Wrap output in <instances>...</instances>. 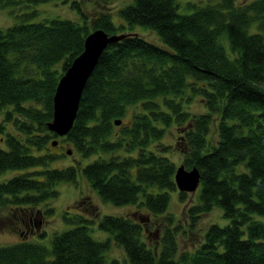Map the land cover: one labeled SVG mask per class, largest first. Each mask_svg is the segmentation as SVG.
Returning a JSON list of instances; mask_svg holds the SVG:
<instances>
[{
    "label": "trees",
    "instance_id": "1",
    "mask_svg": "<svg viewBox=\"0 0 264 264\" xmlns=\"http://www.w3.org/2000/svg\"><path fill=\"white\" fill-rule=\"evenodd\" d=\"M48 1L0 0V8ZM133 1L118 11L117 23L107 11L82 23L32 21L30 11L0 27V173L23 170L0 183V208L17 231L22 208L56 198L55 185L78 183L81 172L101 201L165 215L159 240L149 241L143 222L115 214L97 221L109 235L96 239L94 219L65 211L62 221L71 226L53 234L49 246L32 239L1 245L0 264H114L105 257L112 240L129 264H264V221L255 219L264 216V0L187 1V13L179 12L180 0ZM72 4L84 14L79 2ZM136 24L156 32L157 42L132 32ZM94 29L126 36L102 51L63 136L77 163L52 167L58 155L47 151L57 136L47 128L53 94ZM192 94L205 112L186 110ZM213 122L218 135L211 144ZM172 125L185 128L181 164L200 174L197 199L186 210L188 228L218 206L228 219L208 224L193 251L179 250L182 223L167 209L179 166L161 140ZM184 195L179 191L181 202Z\"/></svg>",
    "mask_w": 264,
    "mask_h": 264
},
{
    "label": "rangeland",
    "instance_id": "2",
    "mask_svg": "<svg viewBox=\"0 0 264 264\" xmlns=\"http://www.w3.org/2000/svg\"><path fill=\"white\" fill-rule=\"evenodd\" d=\"M79 2V8L81 11L86 14H81L79 10L73 7V2ZM187 1L198 2V4H203L205 2H210L213 0H180L179 1V12L187 13L190 9L186 7ZM243 2L246 0H238L237 2ZM134 3L133 0H51L48 2H40L37 4H20L19 5H9L5 8H0V27H5L10 25V23L16 22L20 19V13L30 12L32 13L31 19L32 21H41L49 18H65L70 19L79 23H82L83 17H86L88 22H92L93 16L99 15L101 11H107L112 13L111 19L113 22H119V14L118 12L124 6ZM115 13V14H114ZM114 14V15H113ZM30 19V20H31ZM132 32H137L142 37L157 42L158 36L156 32L148 29L147 27L137 25L132 28ZM225 46L227 49L229 48L228 43L225 41ZM60 63L56 64V67H59ZM186 105V110L189 111L192 115H198L202 112H205L204 102L200 99L199 96H193V94L188 98ZM130 108L128 113L130 112ZM2 112H0V122H2ZM216 123L210 126V135L209 141L211 144H214L216 141V136L218 133L216 132ZM7 128H10L7 126ZM185 131L184 125L179 127L177 125H172V127L168 128L165 133V137L162 138L161 142L165 145L170 146L169 151L166 153L168 156L172 158V160L176 163V166H179L182 163V159L184 158L182 153V138L185 136L183 133ZM2 134H0V137ZM57 139L58 143L55 146H52L50 143L47 145V151L58 154L56 159L50 164L52 167L63 168L68 166L69 164L77 163L79 156L77 153H74L71 148H69L72 152L71 154L67 153L68 147H70L67 140L64 137L56 136L51 140ZM75 154V155H74ZM90 159H83V164L87 163ZM80 163V161H78ZM23 170H14L8 169L2 173H0V183L4 182L17 175V173H21ZM78 183L72 182H58L55 185V188L59 191V196L54 199H50L49 201L40 205V207L31 208L25 207L23 209L24 214H29L33 221H40L39 228L35 234L30 233L26 230L28 224L27 218L26 222H24L19 226L17 231H12V220L8 211L4 210L5 208H0V222L4 221L6 225L4 227H0V246L1 245H10L22 240H31L39 241L47 246L50 245V238H52L53 234L57 232H61L62 229L65 230L69 228L71 225L65 224L62 221L63 212L69 211V213L82 214L87 218L94 219L96 221V225L93 224L90 230V234L93 235L96 239L104 240L107 238L109 233H106L102 230H98L97 221L103 216V214H115V215H125L131 217L137 221L143 222L146 228L145 236L152 241L153 244L156 243L155 240H159V236L162 232L161 228L163 224L168 221L165 218V215L162 216H154L148 213V210L141 209L140 207L135 206V204H129L124 206H116L111 204L110 202L101 201L97 192L94 191L90 186L89 182L81 177V172L77 175ZM80 177V178H79ZM178 188V187H177ZM199 191V188L198 190ZM184 201L181 202L179 198V190H175L170 193V200L168 203L167 209L169 212L173 213L174 219L180 221L182 223V230L177 235L179 250H191L203 240L202 235L204 230L207 229L208 224L218 223V224H226L228 219L223 216L222 209L218 206L211 209L209 212L202 213L198 216V221L196 222L193 229H189L187 226L186 218V210L187 207L195 202L197 199L196 190L193 192H184ZM52 207L54 209V215L49 213L41 214L39 211H44L48 207ZM7 217V218H6ZM28 217V216H27ZM255 219L264 221V216L255 215ZM168 224V222H167ZM31 225H33L31 223ZM10 229V230H9ZM184 229V230H183ZM21 232L24 234L22 235ZM41 231H44L46 237L41 238L39 234ZM108 250L106 251V260L108 263L113 261L114 264H129L126 258V253L124 250L117 245L113 240L110 242Z\"/></svg>",
    "mask_w": 264,
    "mask_h": 264
},
{
    "label": "water",
    "instance_id": "3",
    "mask_svg": "<svg viewBox=\"0 0 264 264\" xmlns=\"http://www.w3.org/2000/svg\"><path fill=\"white\" fill-rule=\"evenodd\" d=\"M125 36V33L110 35L102 29H94L85 37L83 50L73 59L57 82L52 101V119L47 123L49 131H53L58 136H65L71 131L86 80L96 67L102 51L110 43L118 42ZM114 123L120 124V118ZM57 143L55 139L51 145L55 146ZM71 152L67 150L68 154ZM199 175L196 166L188 170L186 166L180 164L174 171L175 185L180 192H193L199 187Z\"/></svg>",
    "mask_w": 264,
    "mask_h": 264
},
{
    "label": "flooded vegetation",
    "instance_id": "4",
    "mask_svg": "<svg viewBox=\"0 0 264 264\" xmlns=\"http://www.w3.org/2000/svg\"><path fill=\"white\" fill-rule=\"evenodd\" d=\"M23 216H25V218H24V220H25V222H26V218H27V222H28V224H26V226H27V228H26V230H28L30 233H36L37 231H39V230H37L38 228H39V222L40 221H33L32 220V218H31V216L30 215H27V214H24L23 213ZM28 216V217H27ZM31 223L33 224V225H31ZM1 231V230H0ZM13 231V230H12ZM15 232V231H14ZM20 233L23 235L24 233L23 232H21L20 231Z\"/></svg>",
    "mask_w": 264,
    "mask_h": 264
}]
</instances>
